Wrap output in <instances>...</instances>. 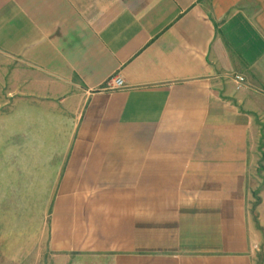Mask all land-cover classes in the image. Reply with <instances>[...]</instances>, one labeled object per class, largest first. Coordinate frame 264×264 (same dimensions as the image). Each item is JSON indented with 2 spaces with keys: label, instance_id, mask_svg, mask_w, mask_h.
Returning <instances> with one entry per match:
<instances>
[{
  "label": "crops",
  "instance_id": "0c3cea01",
  "mask_svg": "<svg viewBox=\"0 0 264 264\" xmlns=\"http://www.w3.org/2000/svg\"><path fill=\"white\" fill-rule=\"evenodd\" d=\"M258 124L264 0H0V177L53 185L54 264H253Z\"/></svg>",
  "mask_w": 264,
  "mask_h": 264
},
{
  "label": "rangeland",
  "instance_id": "374dc122",
  "mask_svg": "<svg viewBox=\"0 0 264 264\" xmlns=\"http://www.w3.org/2000/svg\"><path fill=\"white\" fill-rule=\"evenodd\" d=\"M251 133L250 150L254 151L250 152L246 181V221L252 262L264 264V124ZM1 138L6 148L14 144L7 133ZM0 156L3 175L14 159L8 151ZM0 179V264H54L47 247L53 185L25 183V177L4 175Z\"/></svg>",
  "mask_w": 264,
  "mask_h": 264
},
{
  "label": "built area",
  "instance_id": "2783aa9c",
  "mask_svg": "<svg viewBox=\"0 0 264 264\" xmlns=\"http://www.w3.org/2000/svg\"><path fill=\"white\" fill-rule=\"evenodd\" d=\"M235 81L240 84L244 79L241 75H234ZM125 87L123 78L120 75L112 76L105 82V89H117Z\"/></svg>",
  "mask_w": 264,
  "mask_h": 264
}]
</instances>
